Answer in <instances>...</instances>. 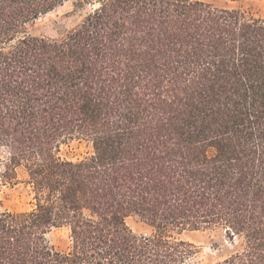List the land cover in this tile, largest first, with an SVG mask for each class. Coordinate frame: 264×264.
<instances>
[{"label": "trees", "instance_id": "16d2710c", "mask_svg": "<svg viewBox=\"0 0 264 264\" xmlns=\"http://www.w3.org/2000/svg\"><path fill=\"white\" fill-rule=\"evenodd\" d=\"M72 1L58 37L28 24ZM86 143L87 155L63 146ZM23 168L30 210L4 208ZM153 228L138 235L127 219ZM67 227L61 250L48 235ZM264 264V15L199 0H0V264Z\"/></svg>", "mask_w": 264, "mask_h": 264}, {"label": "rangeland", "instance_id": "374dc122", "mask_svg": "<svg viewBox=\"0 0 264 264\" xmlns=\"http://www.w3.org/2000/svg\"><path fill=\"white\" fill-rule=\"evenodd\" d=\"M215 7L241 9L254 15H264V0H199ZM87 9H76L72 1L56 7L28 24L32 35L58 37L66 30L77 25ZM86 143L73 141L70 146H63V156L79 159L87 155ZM18 180L4 186V208L13 211L30 210L34 206L31 186L27 183L28 175L23 168L18 169ZM128 225L138 235H151L153 228L137 216L127 219ZM181 238L196 246V254L190 259L191 264H215L237 249L238 241L231 242L219 229L185 231ZM50 242L58 249L66 250L71 244L70 230L67 227L54 228L48 235Z\"/></svg>", "mask_w": 264, "mask_h": 264}]
</instances>
